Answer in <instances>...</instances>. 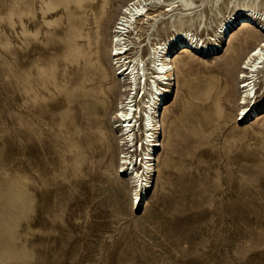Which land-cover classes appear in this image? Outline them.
<instances>
[{
    "label": "rangeland",
    "instance_id": "rangeland-1",
    "mask_svg": "<svg viewBox=\"0 0 264 264\" xmlns=\"http://www.w3.org/2000/svg\"><path fill=\"white\" fill-rule=\"evenodd\" d=\"M127 1L0 0V264H264V74L253 119L236 121L233 81L256 25L239 21L224 51L170 53L156 172L132 210L145 132L137 110L133 144L118 140L108 48ZM259 1L193 0L182 29L208 43Z\"/></svg>",
    "mask_w": 264,
    "mask_h": 264
},
{
    "label": "bare ground",
    "instance_id": "bare-ground-1",
    "mask_svg": "<svg viewBox=\"0 0 264 264\" xmlns=\"http://www.w3.org/2000/svg\"><path fill=\"white\" fill-rule=\"evenodd\" d=\"M253 1L256 2L257 0ZM260 1L259 3H261ZM195 4L193 0H129L122 6L120 15L112 29V36L110 40L108 39L110 57L113 61L115 60V66L119 64L117 67L112 64L115 69L117 68L112 76L118 75L119 78L117 80V76L114 77V85L119 86L122 93V98L116 106L117 113L114 115L118 122L114 124L120 138L118 140H121L123 145L130 147L135 138L133 136L135 111L139 110L141 112L140 117L142 121L144 120V123L139 126L142 132H145L141 146L144 144V147L147 148L144 157L140 159L142 172L131 176L127 182L134 187V194H131L134 196H131L132 210L135 206L139 207V202L144 199L147 190L152 187L150 183L155 176V162L161 147L162 110L175 92L173 91L175 69L172 64V55H170L172 51L176 50L175 53L179 50L181 52L192 51L194 53V49H198L200 54H213L215 53L214 50H223L220 48V44L223 40L227 41L232 29L237 26L239 28V24L253 28V24L256 25L257 43L246 54L240 67L241 71L233 80L238 82V89H242L238 101L241 109L236 115V121L247 118L253 119L256 116L252 113L255 111L253 109L256 105V84L264 74V13L252 7L239 8L238 11L220 23L217 37L210 38L208 43L199 42L189 30L182 29L184 27H196L197 18L195 14L191 11L188 13L180 12L192 10ZM145 27L147 30L152 29V38L142 37L140 32ZM232 33L231 35H233ZM156 36L167 37L163 42L153 43L152 41H155ZM177 47L180 48L177 49ZM132 54H134V59L132 61L127 60L126 58L132 57L130 56ZM131 90L134 92L130 95ZM236 92L237 90L233 89L234 95ZM140 93L142 95L137 100ZM126 162L123 161L122 163ZM122 171L123 166L117 169V173L121 174ZM126 171L127 169L124 168V173Z\"/></svg>",
    "mask_w": 264,
    "mask_h": 264
},
{
    "label": "built area",
    "instance_id": "built-area-1",
    "mask_svg": "<svg viewBox=\"0 0 264 264\" xmlns=\"http://www.w3.org/2000/svg\"><path fill=\"white\" fill-rule=\"evenodd\" d=\"M160 83H161V81H159ZM133 90H132V94H133ZM135 112H137V111H135ZM133 120H134V122L136 123V117H134L133 118ZM142 123H144V120L142 121V119H141V125H142ZM143 140H144V138L142 139V142H143ZM142 157H144V155H142L141 157L140 156H138L137 158H139V160L137 161V165H136V168H135V164H133V165H130V167H129V171L128 172H133L135 169H137L138 171H140V172H142V165L140 164V159L142 158Z\"/></svg>",
    "mask_w": 264,
    "mask_h": 264
}]
</instances>
